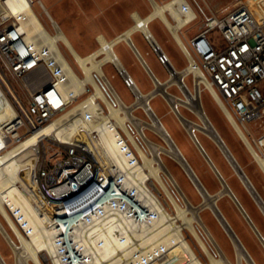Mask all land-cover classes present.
Masks as SVG:
<instances>
[{"label":"bare ground","instance_id":"1","mask_svg":"<svg viewBox=\"0 0 264 264\" xmlns=\"http://www.w3.org/2000/svg\"><path fill=\"white\" fill-rule=\"evenodd\" d=\"M248 3L250 6L255 7L257 12L263 11L262 5H264V0H250ZM3 5V12L10 14L12 17L20 18V16H26L27 22L31 26L29 31L30 34L31 32L37 34L42 28L44 30V24H42L39 16L34 11L30 0H4ZM46 9L51 19L56 21L50 14L48 8ZM181 10L187 14L188 20L192 17L184 0H170L166 3H159L149 17H147L146 20L143 19L145 22L142 26L136 24L113 40H107L100 36V48L88 56H81L76 51L62 29L52 37L43 33L49 48L53 51L57 49V42L60 41L64 43L71 50L76 62L84 72V77H80L69 63L66 65L67 73L71 76L70 84L67 86L62 85L63 90H66V95L69 98L71 95L74 96V100L78 99L77 97L84 95V85L87 83L93 84L95 92L84 100L76 103L68 112L53 120L46 127L33 133L21 143L8 150V152L0 154V214L5 218L14 234L19 238L20 245L15 242L1 221L0 234L13 250L16 264H31V262L33 264H44L43 259H41V254L43 252H45L48 257L45 258L44 256L46 262L50 261V264H65L60 254V249L62 247L58 245L60 241L64 240V235L66 234V231L64 232V230H66L65 224L60 225V228L57 225L56 231H58V234L55 236L54 232L56 231L52 229L51 226H48L47 219L43 216L42 211L45 212V210H40V203H38L34 188L29 185L27 173H20V170H28L31 166L35 165V161L38 157L36 146L42 136H46L54 142L75 140L90 144L91 147L103 157L108 165L116 167L124 174L125 178L127 177L129 179L127 182L121 184L125 187V190L128 191V193H132L135 198L139 197L141 199V204L153 210V215L149 222L137 226L131 222L130 211L121 209L117 202L93 223L73 226L69 232L70 236L74 238L76 245L79 248H83L87 253V261L84 264H137L138 261H152L150 259L151 255L154 256V260L149 264H156L160 259L161 261H165L167 254L175 248H180L187 257L188 262L186 264H204L184 237L183 230L186 227L198 238L202 250L209 255V264H257L245 245L239 242L240 238L238 237V240L234 236L230 222L225 215L222 214L217 204L219 197L223 195H228L236 201L231 190L224 184V189L215 196L204 189L205 187L202 182H199L194 175V173L196 174L195 170L191 166L194 171L193 173L186 164L183 159V157L186 158V156L177 145L166 125L160 120L150 102L151 98L153 99L157 95L164 97L166 101L170 103L183 128L189 133L202 154L204 153L201 148L203 146L197 137V132L200 131L207 134L225 153L228 162L240 174L241 181L259 201L260 208L264 213V205L249 183L251 179L246 172L245 174L249 180L241 174L239 166H242L204 109L201 93L202 89L199 83L205 81V79L198 68L197 62L192 59L187 69L184 71L178 70L177 75L165 84L159 82V80L154 77L153 82L155 84V89L147 95L140 91L137 84L136 86H132L129 90L135 96V102L130 105L121 98L103 70L104 65L111 64L118 70L120 75L123 73L125 76V71L129 74L127 67L115 51L116 45L120 42H126L133 47L132 34L135 31L146 32L148 30L146 27L147 22L156 18H160V20H164L167 23L172 36H174L175 41L178 42V46L189 54L181 36V30L188 20L185 21L182 19ZM168 15L170 18L177 21V23L172 24ZM141 21L142 19H138V23ZM189 73H194L196 75L197 81L193 90L189 88L186 84L187 82H185V78ZM98 79H101L103 84L107 87L109 94L116 100L117 105L111 102L107 91L100 85ZM184 84H186L188 89L184 87ZM172 86L180 88L185 97L182 98L171 93L168 89ZM0 89L2 91L1 96L4 97L5 100L4 116L3 113L0 112L1 137L2 127L9 126L10 121L17 117V110L15 105H12V101L7 97L1 85ZM69 89L70 91L68 92ZM213 93L216 96V93ZM103 104L107 106L108 114H106L107 112ZM181 106L190 108L199 118L200 122L187 119L180 110ZM137 109H142L146 113L148 120L136 116L134 112ZM157 118L161 121L162 125L158 122ZM232 122L235 124L237 135L244 142L247 149L255 156L257 162L264 170V158L258 155L253 142L249 139L244 128L237 125L234 119H232ZM130 124L136 129L138 136L141 137L149 148L151 156H148L138 144L135 135L129 128ZM120 128L127 135L140 156L138 157L137 155V158L133 157L135 163L132 162L131 158H127L126 154L122 151L118 139ZM146 129H150L160 136L164 140L165 145H160L152 141L146 135ZM165 129L178 146L182 155L170 140ZM92 133H97L96 138L92 137ZM32 151L33 155L31 154ZM162 154L172 157L183 167L188 177L204 198L200 206H194L187 198L176 178L165 165L161 156ZM162 174L168 178L170 186L178 192L185 203V207H181L178 204L172 194L170 186L163 180ZM23 179H25L22 182L23 186L19 187L16 183L21 182ZM251 183L253 184L252 181ZM253 186L255 187L254 184ZM158 187L163 190L172 204L176 207L177 213L175 215H171L167 211L164 204L155 193V191L157 192L159 190ZM100 208L101 206L92 209L87 216ZM204 209L211 210L231 238L237 254L236 263L230 261L218 242L211 235L209 228L200 214ZM188 214H190V217L187 216ZM249 221L264 245V236L259 232L256 226H254L251 220ZM195 224H198L203 229L217 250L219 257L213 256L207 245L201 240L195 228ZM168 243L172 244L171 248L167 247ZM163 247L166 252H160L159 256H155V252L157 250L160 251ZM0 264H8L1 252Z\"/></svg>","mask_w":264,"mask_h":264},{"label":"built area","instance_id":"2","mask_svg":"<svg viewBox=\"0 0 264 264\" xmlns=\"http://www.w3.org/2000/svg\"><path fill=\"white\" fill-rule=\"evenodd\" d=\"M30 2L34 8L35 2ZM151 2L154 10L159 3L156 0ZM184 2L192 17L188 20L187 14L180 11L182 19L188 20L183 29L198 18L191 3L188 0ZM37 4L41 12L36 13L44 24V30L42 28L37 34L29 33L31 26L26 16L17 18L8 13H0V85L17 110V117L10 121L9 126L2 127L0 154L8 152L14 142L19 144L49 125L68 109L70 103L92 90L95 92L93 84L87 83L84 85V95L77 97L78 99L74 100V96L69 98L66 95L62 85L67 86L71 82L66 66L68 63L71 65L68 58L71 50L60 41L56 43V50L49 48L43 33L52 37L61 28L51 19L43 1L38 0ZM205 4L207 5L206 2ZM207 7L211 18L205 29L192 38L185 36L183 29L181 30L182 40L189 51L188 54L182 50L188 62L185 69L190 66L192 59L197 62L205 79L199 83L202 92L207 91L211 95L234 129L236 127L232 119L250 136L247 125L264 116V9L259 14L250 6L241 5L227 15L218 17L208 5ZM43 13L49 18L52 27L43 20ZM146 18L138 13L132 15L134 25L142 26ZM138 19L142 21L138 23ZM152 21L146 24L148 30L140 33L164 67L169 82L177 75L178 70L154 37L150 29ZM170 21L172 24L177 23L173 18ZM161 22L170 32L167 23L164 20ZM214 30L222 35L223 47L217 48L209 39L208 34ZM99 39L100 36L97 38L98 42ZM4 67L12 78L20 82L26 94V102L12 86L9 75L3 71ZM125 73V76L123 73L121 76L126 87L130 89L136 86L134 79L126 71ZM190 76L194 89L196 75L189 73L187 78ZM184 87L188 89L186 84ZM186 109L192 112L190 108ZM118 139L126 157L135 163L133 157L137 158V150L132 142L121 132ZM46 142L50 144L48 147ZM36 147L38 157L35 165L28 170H20V173H27L29 185L34 188L40 203V210H45L42 212L48 226L56 231L57 225L60 228V225L65 224L64 240L58 243L62 247L60 254L65 264H84L87 261L86 251L79 248L70 236L72 227L93 223L115 203L118 202L121 209L130 211L131 222L135 225L149 222L153 215L152 208L141 204L139 197L135 198L125 190L121 184L129 179L116 167L108 165L90 144L75 140L54 142L42 136ZM54 148L57 149L56 156L49 155V149ZM256 150L264 158V149L258 147ZM31 154L33 155V151ZM16 184L23 186L22 182ZM99 206L100 209L87 216ZM56 232L55 236L58 234ZM167 247L171 248L172 244L168 243ZM160 252H166L165 248L157 250L155 256H159ZM150 259L153 261L154 256L151 255ZM152 261H138L137 264H149Z\"/></svg>","mask_w":264,"mask_h":264},{"label":"rangeland","instance_id":"3","mask_svg":"<svg viewBox=\"0 0 264 264\" xmlns=\"http://www.w3.org/2000/svg\"><path fill=\"white\" fill-rule=\"evenodd\" d=\"M3 1L4 0H0V13L3 12V6H4ZM33 1L35 2L34 3L35 7L33 8L34 11L36 10L35 12L37 13L41 12V9L37 4L38 0H33ZM42 1L43 4L48 8L50 14L56 20V23L64 31V33L69 38L70 42L72 43L76 51L81 56H88L91 53H93L95 50L100 48V43L97 40V36H95L96 31H94V27L98 25L100 27H104L105 16L101 15L99 16V19H96L95 21L92 20V22L90 21L92 17L89 19L88 13H89V8L92 6L91 5L92 0H42ZM156 1L162 4L170 0H156ZM188 1L191 3V6L198 15V18L195 22L191 23L182 30V33L188 38L194 37L196 34H198L203 29H205L208 20H210L211 18V13L207 5L218 17H223L227 15L228 13L232 12L241 5L250 6V4L248 3V1L250 0H205L207 5L203 0H188ZM134 4H135V0H129V7L134 6ZM138 7H139L138 9H140V12L143 13L142 14L143 17H147L152 12L153 9L151 0H139ZM250 7L255 12H257L255 7L253 6ZM263 9H264V5H262V10ZM257 13L261 14V11ZM43 17L45 23L48 24L50 27H52L51 22L45 13H43ZM107 17L109 18L112 17L116 21H119V18L124 16L114 15ZM168 17L170 18L169 15ZM127 21L129 25L132 24V21L129 18V16ZM150 29L155 35L159 44L166 52V54L172 59L176 67L179 69L186 67L188 63L183 52L181 51L180 47L177 45L172 34L164 26L161 20L155 19L154 21H152L150 24ZM99 36H101V34H99ZM208 37L212 41V43L215 44L217 48L223 47L224 40L219 31L214 30L210 32L208 34ZM133 40L135 44L139 47L141 52L144 54L145 58L152 65L158 77L161 80H165L168 77V74L166 73L162 65L159 64V67L155 68V66L152 64V60L153 58H155V54L151 51L148 44L141 38V35L139 33H136L133 36ZM115 51L122 60V62L124 63V65L127 67L129 73L133 75V77L137 80L138 83H140L141 85H145L148 88L154 86L153 79L151 78L149 79L145 75L140 64L136 60L133 51H131V48L128 45L122 42L116 46ZM68 56H69L68 57L69 61L72 67L74 68V70L76 71V73L80 77H84V72L76 62L74 55L71 52H69ZM103 70L107 75V77L109 78V80L111 81L112 85L115 87V89L121 96V98L128 105L134 103L135 96L132 94V92H130V90L127 87H125L126 85L124 86L123 84L124 79L120 75L118 70L114 68L111 64L104 65ZM3 71L9 75L8 73L9 71L6 67H4ZM9 78L12 83V86L17 91L18 95L26 102L25 100L26 94L20 82L12 78V76L10 75ZM98 81L100 85L105 88V91H107L111 99V102L114 105H117L116 100L112 97V95L109 94L107 87L103 84L101 79H98ZM185 82H187L186 84L189 85L188 87L193 90L192 77L191 76L188 78L186 77ZM168 90L177 96H180L182 98L184 97V95L177 87H171ZM92 91L85 94L79 100L70 103L68 109L64 113L68 112L79 101H82L86 97L90 96L93 93ZM0 94H2L1 89H0ZM150 102L155 112L159 116L160 120L166 125L167 129L175 139L177 145L183 151L184 155L186 156V159L195 170L196 174L198 175L200 181L202 182L208 193L213 195L214 193L222 189L223 186L221 179L218 177V175L215 172H213L214 170L206 160L205 156L200 151L197 144L190 137L189 133L183 128L180 120L174 113L170 103L160 95H157L156 97H154V99H151ZM202 103L207 115L210 117L211 121L218 129L220 135L227 142L229 148L235 155L236 159L242 166L243 170L249 176V178L255 185L257 191L264 199V171L259 166L254 156L250 152V150L247 149L244 142L237 135L236 130L232 127L226 116L222 113L219 106L215 103V101L212 99L211 95L207 91L202 92ZM103 107L107 112L106 114H108L107 106L103 104ZM180 110L187 119H190L194 122H200L199 118L194 113L186 109L184 106H181ZM64 113L57 116L55 119L59 118ZM134 114L142 119L148 120L146 113L142 109H137L134 112ZM129 128L131 132L135 135L140 147L145 151V153L148 156H151V152L149 148L147 147L145 142L141 139V137L138 136L136 129L131 124L129 125ZM247 129L251 134L248 137L253 142L254 147L256 149L258 147L264 149V116L262 119L253 122L251 124H248ZM120 132L124 134V131L121 128H120ZM145 133L155 143L160 145H165L164 140L156 133H154L152 130L146 129ZM96 136L97 133L92 134V137L96 138ZM197 137L201 142L202 146L205 147L206 149H207V146L205 145L206 142L211 144L214 150L216 151V153L220 156L221 160L225 162V164L227 165V168L229 169L232 175L231 180H226L229 186L232 187L231 185L233 184L236 185L238 189L241 188L242 190H244V192H246V195L249 196L250 200H252L253 204L255 205V208L252 207V211H251L252 216L258 223L261 229L260 231L264 236V214L259 208V206L256 204V202L254 201V199L252 198L251 194L249 193L248 189L241 181L240 177L235 172L234 168L228 162L225 155L220 150L219 146L207 134L198 131ZM45 144L47 147L50 145L48 142H46ZM16 145H18V143L14 142L10 148L12 149ZM49 150H51L49 155L56 156V152H57L56 148ZM161 156L168 170L174 175V177L176 178L178 184L182 188L187 198L191 201V203L194 206L196 207L200 206L203 203L204 198L202 194L198 191L194 183L191 181V179L188 177L183 167L172 157L166 154H162ZM138 157L140 156L138 155ZM162 175L165 183L170 186L168 178L164 174ZM24 180L25 179H23L21 182H23ZM170 188L178 204L181 207H185V203L178 194V192L175 189H173L171 186ZM158 189L159 190L157 192L155 191V193L164 204V207L171 215H175L177 213L176 207L172 204V202L170 201L168 196H166L163 190L160 187H158ZM241 189L240 192H242ZM225 196L226 198L230 197L228 195ZM225 203H227V201H224V204ZM217 204L219 208L222 209L223 206L222 201H218ZM233 206L227 205L228 210H226L228 212L227 214L230 217H232L234 221H236L237 227L233 228V230H235V233L240 238L241 242L245 245V247L250 252V254L253 256L256 263L264 264V245L262 244V241L254 231V229L251 227V225H249L245 221V219L239 213L237 207L235 206L234 209L237 211V214L239 215V218L237 217L236 212L233 210ZM200 214L203 221L209 228L211 235L218 242L225 255L230 259L232 263H236L237 254L234 248V244L231 238L229 237V235L221 226L216 216L211 212L210 209H204L201 211ZM187 216L190 217V214H188ZM0 221L3 223V225L10 233V235L13 237L15 242L18 245H20L19 238L14 234L12 228L7 224L5 218L1 214H0ZM195 228L198 234L200 235L201 240L207 245L212 255L215 257H219L217 250L215 249V247L213 246V244L211 243V241L209 240L208 236L205 234L203 229L198 224H195ZM183 234L186 240L188 241L190 247L199 257L201 262L204 264H209L210 263L209 255L202 250L200 241L192 233V231L186 227L183 230ZM0 252L8 264H16L14 252L11 249V247L5 242L1 234H0ZM44 256L45 258H48L45 252H43L41 254V259H43V263L50 264V261L46 262L44 260ZM187 262H188L187 257L183 254L182 250L180 248H175L174 250L170 251L167 254V256L165 257V261H159L156 264H186ZM31 264L33 263L31 262Z\"/></svg>","mask_w":264,"mask_h":264},{"label":"crops","instance_id":"4","mask_svg":"<svg viewBox=\"0 0 264 264\" xmlns=\"http://www.w3.org/2000/svg\"><path fill=\"white\" fill-rule=\"evenodd\" d=\"M138 1L139 0H135L134 6L129 7V0H92V3H91L92 6L89 8V13H88L89 14V19L92 17V19L90 21L92 22V20L95 21L96 19H99V16H101V15L105 16V19H104V27H100L99 25L94 27V31H96L95 36H97V38H98L99 34H101V36L104 37L105 39H107V40H113L116 37H118L120 34L124 33L128 29L132 28L134 26V21L132 19V15L134 13H138L139 15H141L143 17V15H142L143 13H141L140 12V9H138L139 8L138 7ZM114 15H120V16H124V17H120L119 18V21H116L112 17H110V18L107 17V16H114ZM149 15L147 17H149ZM128 16H129V18L132 21V24H130V25H129L128 21H127L128 20ZM136 33H139L141 35V38L144 40L143 35L140 32H138V31H135L132 35L134 36ZM133 36H132V44H133V47L130 46V45H128L126 42H123V43H125L126 45H128L131 48V51H133V54L136 57V60L138 61V63L140 64V66H141V68L143 70V72L145 73V75L149 79L150 78L153 79L155 77V78H157L159 80V82L165 84L167 82V80H168V77L165 80H161L158 77V75L155 72V70L152 67V65L145 58L144 54L141 52V50L139 49V47L133 41ZM120 43H122V42H120ZM176 43H178V42H176ZM181 51H182V49H181ZM152 64L155 66V68H158L159 67V64L160 63H159L158 58H157L156 55H155V58H153V60H152ZM173 64H174V62H173ZM174 66L176 67L175 64H174ZM185 68L186 67L181 68V69L177 68V70L182 71ZM130 76L134 79V81L137 84L138 88L144 94L147 95V94L151 93L155 89V84H154V86L148 88L145 85H141L140 83H138L137 80L133 77V75L130 74ZM124 86H125V84H124ZM0 105H1L0 106V109H1L0 112H2L3 113V116H4V113H5L4 103L2 101H0ZM1 139H2V136L0 137V141H1ZM205 145L207 146V149L204 147L205 150H206V152H207V154L209 155V157L211 158V161L217 167V169L219 170V172L221 173V175L223 176V178L225 180H231L232 179V175H231L229 169L227 168V165L225 164V162H223L221 160L220 156L216 153V151L214 150V148H213V146L211 144H209L208 142H206ZM231 186L233 187V189L231 187L233 193L235 194L236 198L241 203V205L244 208V210L247 212L248 216L250 217L251 222L254 224V226H256V228L259 230V232H261L260 231L261 229H260L258 223L256 222V220L252 216V212H251L252 211V207L255 208V205L253 204L252 200H250L249 196L246 195V192H244V190H242L240 188L241 191H242V192H240V189H238L236 187V185H233L232 184ZM219 191H217V192H219ZM219 201H222V203H223L222 209H220V210L225 215V217L227 215L226 218H228V221L230 222L232 228H236L237 227V224H236V221H234L233 218L230 217L227 214L228 213L226 211V210H228L227 205H232V206L234 205L233 206V210L237 214V211L234 209V207L236 206L237 209H238V211H239V213L243 216V218L245 219V221L249 224L248 220L244 217L243 213L241 212V210L237 206L236 202L231 197L226 198V196H223ZM224 201H227V203L224 204ZM232 203H234V204H232ZM237 217L239 218V215L238 214H237Z\"/></svg>","mask_w":264,"mask_h":264},{"label":"water","instance_id":"5","mask_svg":"<svg viewBox=\"0 0 264 264\" xmlns=\"http://www.w3.org/2000/svg\"><path fill=\"white\" fill-rule=\"evenodd\" d=\"M152 99V98H151ZM156 117H157V115H156ZM157 120H158V122L162 125V123H161V121L157 118ZM164 128V127H163ZM165 131H166V129H165ZM166 133L168 134V132L166 131ZM168 136H169V138H170V140L172 141V143L174 144V146L176 147V149L179 151V153H181L180 152V150H179V148H178V146L176 145V143L173 141V139H172V137L168 134ZM198 142V141H197ZM201 143V142H200ZM202 148V150H203V155L205 156V158H206V160L208 161V163L210 164V166L212 167V169L214 170V172L218 175V177L221 179V182H222V189L219 191V192H217V193H215L214 195L216 196L218 193H220L223 189H224V184H225V186H227L230 190H231V192H232V194H233V196H234V198H235V200L237 201H235L236 202V204H237V206L239 207V209L241 210V212L243 213V215H244V217L248 220V222H249V224L251 225V223H250V217L248 216V214H247V212L244 210V208L242 207V205H241V203L239 202V200L236 198V196H235V194L233 193V191H232V189H231V187L229 186V184L226 182V180L223 178V176L221 175V173L219 172V170L217 169V167L214 165V163L211 161V158L209 157V155L207 154V152L203 149V147H201ZM220 148V147H219ZM221 150V149H220ZM222 151V150H221ZM223 152V151H222ZM223 154L225 155V153L223 152ZM181 155H182V153H181ZM183 157V156H182ZM225 157H226V155H225ZM183 159L185 160V162H186V164L188 165V167L190 168V170L194 173V171L192 170V168H191V165H189L190 163L188 162V160L186 159V158H184L183 157ZM226 159H227V157H226ZM234 168V167H233ZM239 169H240V172H241V174L244 176V177H246L247 179H248V177L246 176V174H245V171L243 170V168L242 167H240L239 166ZM234 170H235V168H234ZM235 172L237 173V175L240 177V174L235 170ZM194 175L196 176V178L198 179V181L200 182V179L197 177V175L194 173ZM241 179V178H240ZM249 180V179H248ZM249 183H250V185L252 186V188H253V190L255 191V194L257 195V197L259 198V200L263 203V205H264V200H263V198L261 197V195L259 194V192L257 191V189L253 186V184L251 183V181L249 180ZM244 184V183H243ZM245 185V184H244ZM246 186V185H245ZM204 188V187H203ZM246 188H247V186H246ZM205 189V188H204ZM248 189V188H247ZM248 191H249V193L251 194V196H252V198L254 199V201L256 202V204L259 206V208H260V203H259V201L256 199V197L251 193V191L248 189ZM224 196V195H223ZM223 196H221V197H219V199H218V201L223 197ZM218 209V208H217ZM261 209V208H260ZM262 211V210H261ZM220 212V211H219ZM263 212V211H262ZM221 213V212H220ZM223 214V213H222ZM221 214V215H222ZM264 214V213H263ZM223 216V215H222ZM217 218V217H216ZM229 227L231 228V226L229 225ZM252 227V226H251ZM231 230H232V228H231ZM232 232H233V234H234V236L239 240V238H238V236L236 235V233H234V231L232 230ZM239 242L241 243V241L239 240ZM254 263V262H253Z\"/></svg>","mask_w":264,"mask_h":264},{"label":"flooded vegetation","instance_id":"6","mask_svg":"<svg viewBox=\"0 0 264 264\" xmlns=\"http://www.w3.org/2000/svg\"><path fill=\"white\" fill-rule=\"evenodd\" d=\"M0 101H2L3 103H5L4 97H2L1 94H0Z\"/></svg>","mask_w":264,"mask_h":264}]
</instances>
